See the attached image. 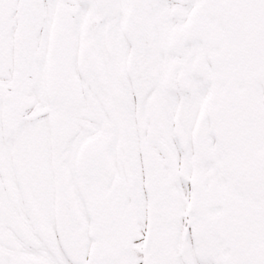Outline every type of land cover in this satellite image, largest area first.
<instances>
[{"label": "snow or ice", "instance_id": "snow-or-ice-1", "mask_svg": "<svg viewBox=\"0 0 264 264\" xmlns=\"http://www.w3.org/2000/svg\"><path fill=\"white\" fill-rule=\"evenodd\" d=\"M0 264H264V0H0Z\"/></svg>", "mask_w": 264, "mask_h": 264}]
</instances>
